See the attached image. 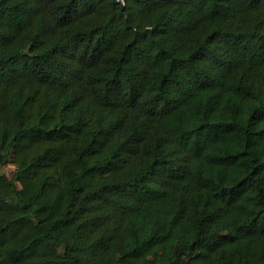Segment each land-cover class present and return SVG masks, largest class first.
Wrapping results in <instances>:
<instances>
[{
    "label": "trees",
    "instance_id": "obj_1",
    "mask_svg": "<svg viewBox=\"0 0 264 264\" xmlns=\"http://www.w3.org/2000/svg\"><path fill=\"white\" fill-rule=\"evenodd\" d=\"M0 264H264V0H0Z\"/></svg>",
    "mask_w": 264,
    "mask_h": 264
},
{
    "label": "rangeland",
    "instance_id": "obj_2",
    "mask_svg": "<svg viewBox=\"0 0 264 264\" xmlns=\"http://www.w3.org/2000/svg\"><path fill=\"white\" fill-rule=\"evenodd\" d=\"M13 171H14V167L11 166V165H10V166H7V167H5V168H3V172H4L5 174L9 175V176L12 175Z\"/></svg>",
    "mask_w": 264,
    "mask_h": 264
}]
</instances>
